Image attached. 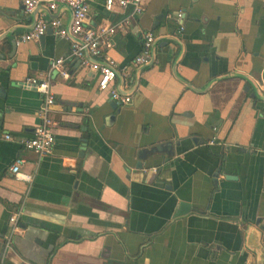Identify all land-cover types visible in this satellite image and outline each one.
<instances>
[{
    "label": "crops",
    "instance_id": "1",
    "mask_svg": "<svg viewBox=\"0 0 264 264\" xmlns=\"http://www.w3.org/2000/svg\"><path fill=\"white\" fill-rule=\"evenodd\" d=\"M89 5L88 27L128 14L106 0ZM38 16L68 27L73 12L0 0V264H260L264 0H149L104 47L124 78L109 89L131 102L99 89L103 58L88 55L94 67L67 59L70 78L51 77L56 141L42 157L21 142L43 102L25 80L46 77L78 39L49 27L43 39L23 41ZM148 31L157 59L137 66ZM169 141L173 156L141 160L142 150ZM17 157L31 181L12 173ZM182 203L189 212L175 216Z\"/></svg>",
    "mask_w": 264,
    "mask_h": 264
},
{
    "label": "built area",
    "instance_id": "2",
    "mask_svg": "<svg viewBox=\"0 0 264 264\" xmlns=\"http://www.w3.org/2000/svg\"><path fill=\"white\" fill-rule=\"evenodd\" d=\"M149 3V0H106V7L112 9L118 5L121 9L128 11V14L119 22L113 25H102L98 27H88L86 25L90 5L89 0H23L24 8L27 12H33L39 6H46L50 11H54L60 4L67 5L73 12V19L70 28L64 27L59 19L46 21L39 19L36 26L28 33L22 35L23 41L39 39L43 36L49 27L56 29V33L62 38H68V33L78 39L74 42L70 54L67 57H61L52 61L50 71L44 78L37 76H28L25 85L34 87L43 95V102L39 112V123L30 137L24 138L21 142L23 147L42 157L50 152L54 147L56 137L54 128L56 121L52 118V107L56 102L54 93L51 89V77L58 74L65 79L70 78V72L66 68L67 59H77L87 67H94L90 57L103 58L104 64L100 67L99 89L101 91L110 90L111 98L119 104L131 102L129 95L121 94L116 88H110L116 78V65L104 56V47L108 44L109 38L118 31L124 30L135 16L141 15ZM182 18V13L177 14ZM183 29V26L180 27ZM155 41V35L151 31L145 32L142 36V48L140 54L135 58L134 63L137 66L147 63L152 54V46ZM89 51V53H88ZM88 54H90L88 56ZM7 139L12 136L5 135ZM25 158L17 157L11 166V171L18 180L31 181L32 176L21 171V166ZM20 212H15L9 219L12 227V233L19 229ZM11 239V238H10Z\"/></svg>",
    "mask_w": 264,
    "mask_h": 264
},
{
    "label": "water",
    "instance_id": "3",
    "mask_svg": "<svg viewBox=\"0 0 264 264\" xmlns=\"http://www.w3.org/2000/svg\"><path fill=\"white\" fill-rule=\"evenodd\" d=\"M40 19V17H36L35 19V23H34V27L36 26L38 20ZM71 25V23H70ZM70 25L68 26V28H70ZM68 37L70 39H72V34L68 33ZM40 39H43V36L40 37ZM157 42H154L153 43V46H152V54H151V58L150 60L144 64V65H147V66H150L152 64H154V62L156 61L157 59ZM11 45H12V49H13V52L14 50L16 49V45H17V41L16 40H12L11 41ZM89 53V51H88ZM90 55V54H88ZM94 58V57H93ZM146 67V66H145ZM116 70V77H121V80H122V83H123V80L124 78L121 76V72L119 69H115ZM120 92V91H119ZM113 107H117V104L115 102H113ZM152 152H164L166 153L168 156H173L174 155V150H173V143L171 141L167 142V143H160L158 145H155L153 146L152 148H150L149 150L148 149H144L140 152V158L141 160L144 159L146 156H147V153H152ZM228 179H232L233 177L231 175L227 176ZM189 208V205L187 203H182L180 204V209L176 212L175 216H179V215H184L186 213L189 212L190 208ZM260 253V264H264V250L261 249L259 251Z\"/></svg>",
    "mask_w": 264,
    "mask_h": 264
}]
</instances>
